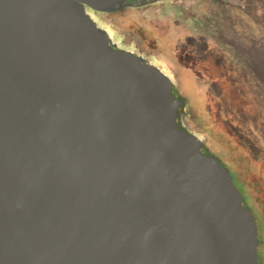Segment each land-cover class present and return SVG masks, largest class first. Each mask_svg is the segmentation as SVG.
Instances as JSON below:
<instances>
[{
	"label": "water",
	"instance_id": "water-1",
	"mask_svg": "<svg viewBox=\"0 0 264 264\" xmlns=\"http://www.w3.org/2000/svg\"><path fill=\"white\" fill-rule=\"evenodd\" d=\"M126 1L0 0V264H257L173 74L95 15Z\"/></svg>",
	"mask_w": 264,
	"mask_h": 264
},
{
	"label": "rangeland",
	"instance_id": "rangeland-1",
	"mask_svg": "<svg viewBox=\"0 0 264 264\" xmlns=\"http://www.w3.org/2000/svg\"><path fill=\"white\" fill-rule=\"evenodd\" d=\"M139 12L145 22L159 25V36L169 41V47L175 46L181 63L178 79L190 99L198 98L203 117L216 125L215 130L222 136L218 143L238 146L245 153L250 151L257 162L253 167L257 173L260 169L259 179L264 186V0L152 1ZM210 50L218 62L230 65L239 90L229 91L219 83L187 73L184 65L192 58L211 56ZM237 101L246 107L245 115L232 104ZM234 182L242 195L248 196L250 209L259 220L263 248L264 190L251 193L236 179Z\"/></svg>",
	"mask_w": 264,
	"mask_h": 264
},
{
	"label": "flooded vegetation",
	"instance_id": "flooded-vegetation-1",
	"mask_svg": "<svg viewBox=\"0 0 264 264\" xmlns=\"http://www.w3.org/2000/svg\"><path fill=\"white\" fill-rule=\"evenodd\" d=\"M152 1L161 2L165 0H127L123 7L116 8L108 13L95 12V15L123 36L124 45L155 57V59L166 65L173 72L177 81L176 95L183 101V119L186 127L191 131L202 133L205 136L206 148L220 159L221 164L229 171L233 182L236 179L238 183L247 188L246 190L251 193L264 190V186L259 179L261 171L259 169L257 173L253 167L257 163L255 158H253L254 155L250 151L245 153L238 146L235 147L229 144H225L224 146L223 143H218L222 140V136L215 130L216 125L203 117L202 114L204 111L202 105H199L198 98L195 97L196 100L190 99L191 95L185 94L183 84L178 79L181 63L175 54V46L169 47V41H164L159 36L161 33L160 29H158L159 25L156 26L154 24L155 22H145L142 14L139 12L141 7ZM206 50L208 51V48ZM209 52L211 56L206 55L203 56L204 58L199 57L197 60L194 58L189 60V63L184 65L187 73L190 71L196 77L206 78L211 83H219L221 87H227V90L230 88L239 90L237 87V79L234 77V72L231 71L230 65L227 66L221 61L218 62L217 56H213L211 50ZM185 60L187 62V59ZM189 87L191 88L193 85ZM234 103L237 105L236 110L242 115H245L247 112L246 107L240 106L242 104L241 101L233 102L232 104L234 105ZM190 108L193 109L192 114ZM242 196L245 205L250 208L248 196L245 194ZM261 212L264 216V207H261ZM256 221L258 232L257 264H264V247L262 248L261 246L263 241L260 239L259 220L257 218Z\"/></svg>",
	"mask_w": 264,
	"mask_h": 264
},
{
	"label": "trees",
	"instance_id": "trees-1",
	"mask_svg": "<svg viewBox=\"0 0 264 264\" xmlns=\"http://www.w3.org/2000/svg\"><path fill=\"white\" fill-rule=\"evenodd\" d=\"M259 229L261 230V226H259Z\"/></svg>",
	"mask_w": 264,
	"mask_h": 264
}]
</instances>
